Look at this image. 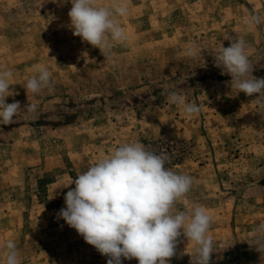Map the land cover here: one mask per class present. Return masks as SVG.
Wrapping results in <instances>:
<instances>
[{
    "label": "rangeland",
    "instance_id": "obj_1",
    "mask_svg": "<svg viewBox=\"0 0 264 264\" xmlns=\"http://www.w3.org/2000/svg\"><path fill=\"white\" fill-rule=\"evenodd\" d=\"M125 2L118 20L128 40L102 55L73 35L70 0H0V70L13 71L16 93L6 103L37 106L0 123V264L8 239L21 264H107L57 214L79 174L131 142L166 153V168L194 178L174 211L207 209L210 264H264L250 246L264 223V92L238 93L213 56L227 37L243 38L253 75L264 77V22L244 28L249 15L264 21V0ZM192 45L196 55L185 56ZM39 66L50 71V89L27 98ZM173 90L199 113L186 117L168 103ZM194 247L178 237L169 264H190Z\"/></svg>",
    "mask_w": 264,
    "mask_h": 264
},
{
    "label": "clouds",
    "instance_id": "obj_2",
    "mask_svg": "<svg viewBox=\"0 0 264 264\" xmlns=\"http://www.w3.org/2000/svg\"><path fill=\"white\" fill-rule=\"evenodd\" d=\"M68 12L70 28L74 36L98 48L102 55L110 52L113 42L125 44L128 36L118 18L128 15L125 0H111L102 5L97 0H70ZM262 22L258 14L244 21L246 31ZM229 46L223 43L216 50L215 66L222 74L231 77V88L256 98L264 92V77L257 78L243 38L229 36ZM195 45L184 55H196ZM24 89L36 95L50 89V71L36 67ZM14 73L11 69L0 70V123L10 124L23 109L34 112L36 104L28 102L23 108L19 101L6 103L14 96L10 85ZM167 102L182 109L186 117L197 115L200 108L188 102L178 91H170ZM169 157L146 150L139 142L125 143L101 158L79 174L71 184L75 187L64 196L65 207L58 218L76 230L83 240L93 246L107 264H122V258L138 260V264H169L176 255L177 238L183 235L187 242L195 244L190 264H210L214 250L213 241L207 235L212 222L211 215L203 206L196 205L190 211H174L175 204L191 189L194 178L165 167ZM251 247L264 256V223L259 224L251 237ZM4 264H21L16 243L4 242Z\"/></svg>",
    "mask_w": 264,
    "mask_h": 264
}]
</instances>
